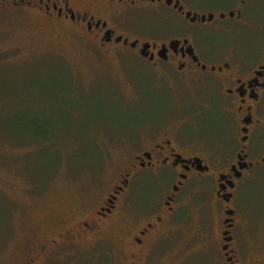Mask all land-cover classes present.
<instances>
[{"label": "flooded vegetation", "instance_id": "obj_1", "mask_svg": "<svg viewBox=\"0 0 264 264\" xmlns=\"http://www.w3.org/2000/svg\"><path fill=\"white\" fill-rule=\"evenodd\" d=\"M0 3L92 50L101 70L113 60L133 73L122 86L128 122L102 138L95 132L100 160L120 165L115 177L91 215L33 255L29 240L24 264L111 222L128 243L120 262L150 264L170 232L181 231L178 213L195 197L207 214L193 230L202 248H217L225 264H264V195L245 201L249 184H264V0ZM143 76L161 88L148 89ZM252 216L263 223L252 226Z\"/></svg>", "mask_w": 264, "mask_h": 264}, {"label": "rangeland", "instance_id": "obj_2", "mask_svg": "<svg viewBox=\"0 0 264 264\" xmlns=\"http://www.w3.org/2000/svg\"><path fill=\"white\" fill-rule=\"evenodd\" d=\"M93 54L31 13L0 3V264H24L29 240L33 255L40 242L91 215L120 167L100 160L95 132L102 138L128 122L121 100L132 66L112 60L101 70L91 64L103 62ZM141 81L161 88L147 76ZM44 125L48 139L40 136ZM263 195L264 184H249L245 201ZM203 206L195 197L182 208L181 231L172 229L150 264H225L193 231L206 218ZM261 219L252 216L251 225ZM100 229L30 264H123L125 233L112 222Z\"/></svg>", "mask_w": 264, "mask_h": 264}]
</instances>
